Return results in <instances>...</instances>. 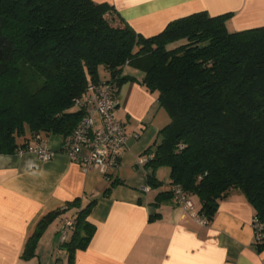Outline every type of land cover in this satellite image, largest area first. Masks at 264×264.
Wrapping results in <instances>:
<instances>
[{"label":"trees","instance_id":"obj_1","mask_svg":"<svg viewBox=\"0 0 264 264\" xmlns=\"http://www.w3.org/2000/svg\"><path fill=\"white\" fill-rule=\"evenodd\" d=\"M231 16L199 11L145 37L108 3L0 0V153L25 151L50 134L68 137L84 116L78 102L89 84L110 81L118 97L123 83L138 81L170 118L144 151L151 187L162 184L158 168L169 170V188L153 204L173 198L177 185L209 224L221 201L241 193L261 225L253 248L264 251V25L231 30ZM125 68L140 71L141 79ZM120 183L112 180L103 194ZM95 201L81 206L75 198L41 217L23 258L35 255L49 223L78 207L57 247L74 264L95 232L88 219Z\"/></svg>","mask_w":264,"mask_h":264},{"label":"crops","instance_id":"obj_2","mask_svg":"<svg viewBox=\"0 0 264 264\" xmlns=\"http://www.w3.org/2000/svg\"><path fill=\"white\" fill-rule=\"evenodd\" d=\"M93 1L112 5L145 37L158 34L173 19L199 11L232 12L227 21L231 30L264 25V0ZM125 72L141 79L138 70L125 68ZM118 99L113 114L124 124L128 138L120 164L109 176L69 157L58 134L45 137L54 152L48 161L29 151L0 153V264H55L56 256L61 257L58 262L66 261V254H57L60 229L78 207L66 210L43 229L33 257L24 259L23 251L41 217L66 209V202L75 198H80L81 206L96 199L88 215L96 228L87 247L75 252L74 264H264V251L257 252L252 245L254 210L243 194L235 192L221 201L213 221L206 225L185 214L174 198L153 204L157 193L169 186L167 181L164 187L157 175L161 168L155 176L162 184H148L151 169L144 166V151L159 141L158 132L170 118L159 106L157 94L138 81L123 83ZM80 153L85 155L87 150ZM114 179L123 183L104 195Z\"/></svg>","mask_w":264,"mask_h":264},{"label":"built area","instance_id":"obj_3","mask_svg":"<svg viewBox=\"0 0 264 264\" xmlns=\"http://www.w3.org/2000/svg\"><path fill=\"white\" fill-rule=\"evenodd\" d=\"M114 89L115 85L110 81L88 85L85 97L78 102L85 109L84 116L77 123L73 132L63 139L61 147L69 157L77 159L85 168H97L103 174L120 164L123 147L128 138L124 124L113 114L115 107L119 104L118 97L113 95ZM82 149L87 150L85 155L80 153ZM25 151L34 152L43 161L50 160L54 155L53 150L44 140L30 146ZM151 156L152 154L149 155V157ZM173 198L185 214L199 224H207L206 220L196 213L193 200L184 194L177 185L173 187ZM73 227L71 219H66L63 222L59 243L69 237ZM252 227L254 237L259 238L261 225L254 218ZM55 261V264H61L58 262V256Z\"/></svg>","mask_w":264,"mask_h":264},{"label":"rangeland","instance_id":"obj_4","mask_svg":"<svg viewBox=\"0 0 264 264\" xmlns=\"http://www.w3.org/2000/svg\"><path fill=\"white\" fill-rule=\"evenodd\" d=\"M99 76L101 78H104V73H103V70L101 68L99 69ZM160 168H161V170L158 171L157 175L160 176L161 180L163 181L164 187L165 186L167 187V181L169 178L168 177L169 176V170L167 168L164 170L165 167H160ZM193 202H194V204H196V206H198V202L195 198L193 199ZM59 240H60V237H59ZM51 253L53 254V251ZM62 260L63 261H60V263L62 264V262H63V264H65L66 263L65 259H62Z\"/></svg>","mask_w":264,"mask_h":264}]
</instances>
